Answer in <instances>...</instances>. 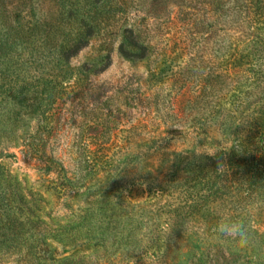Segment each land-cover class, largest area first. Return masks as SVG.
I'll use <instances>...</instances> for the list:
<instances>
[{
    "label": "rangeland",
    "instance_id": "374dc122",
    "mask_svg": "<svg viewBox=\"0 0 264 264\" xmlns=\"http://www.w3.org/2000/svg\"><path fill=\"white\" fill-rule=\"evenodd\" d=\"M210 14L202 27L174 0H0V190L24 196L0 264H264V186L245 189L240 165L212 172L232 146L223 120L248 124L246 91L196 107L222 85L235 32ZM126 27L145 57L121 52ZM222 217L248 225L246 247L216 233ZM45 235L55 259L31 256Z\"/></svg>",
    "mask_w": 264,
    "mask_h": 264
},
{
    "label": "trees",
    "instance_id": "16d2710c",
    "mask_svg": "<svg viewBox=\"0 0 264 264\" xmlns=\"http://www.w3.org/2000/svg\"><path fill=\"white\" fill-rule=\"evenodd\" d=\"M149 1L152 6L162 8L168 0H147V2ZM174 1L179 8L178 19L183 23L193 21L196 26H207V20L212 11L225 12L223 24L227 30H235V32H231L234 38L226 45L222 85L219 88L211 85V89L207 91V98L203 101L205 105L196 104V107L197 110L210 108L211 104L214 103L213 106L217 108L224 102H228V99L226 101L223 99L231 97L234 93H227L228 91L223 93L225 89L241 87L243 88L240 89L241 91H246L248 102L245 107H240L242 112L240 114L249 115L248 124L244 125L245 127L241 126L237 113L230 114L223 120L221 124L223 134L226 140L232 141V146L227 148V145L224 144L221 147L219 153L224 152L227 156H222V160L216 161L212 172L220 168L219 173L225 172L226 174L230 168L240 165L241 168L245 167V173L251 174V179L248 180L245 189H261L264 186V83L262 84L264 82V0ZM125 38L126 41H122L120 44V50L126 57L143 58L147 55L149 45L140 41V35L135 32L133 27H126ZM83 45L82 42L77 43L67 50L65 56L72 55ZM108 64L106 62L99 68L104 69ZM236 84L239 85L236 87ZM244 85L251 87L247 89ZM257 87H261V91L257 92ZM218 110L221 109L218 108ZM248 110H251L252 113ZM245 111L248 112L244 114ZM89 158H85L86 161H89ZM221 165L226 169L225 171ZM59 166L57 167L59 172L65 171L63 165L60 164ZM202 173L207 174V172ZM254 174H257V177H254ZM65 180L67 181L65 188H72L76 183L75 179L70 177L65 176ZM204 187L205 185H202L195 189L196 194H201V189ZM16 196H20V199L24 198L19 191L15 195L11 190L9 193L5 189L0 190V248L13 246L15 239L21 240L23 236V232L19 228L16 229L18 225L22 224V222L16 221V210L18 209V204L15 201ZM102 210L107 211V207H102ZM215 213L217 212L212 211L210 213L212 214L211 219L215 218ZM109 214L111 219L114 217V220H111L114 222L113 227H118L117 219L122 215L121 210L117 206H112ZM45 238L46 235L31 247V256L38 260L46 257L55 259L56 249H53L51 243ZM65 259H69V257H65Z\"/></svg>",
    "mask_w": 264,
    "mask_h": 264
},
{
    "label": "clouds",
    "instance_id": "9594fccd",
    "mask_svg": "<svg viewBox=\"0 0 264 264\" xmlns=\"http://www.w3.org/2000/svg\"><path fill=\"white\" fill-rule=\"evenodd\" d=\"M215 231L224 240L233 241L240 247L249 244V227L241 220L222 217Z\"/></svg>",
    "mask_w": 264,
    "mask_h": 264
}]
</instances>
